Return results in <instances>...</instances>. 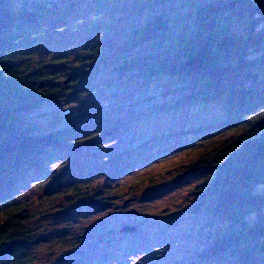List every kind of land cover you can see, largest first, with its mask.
I'll list each match as a JSON object with an SVG mask.
<instances>
[{
	"label": "trees",
	"instance_id": "1",
	"mask_svg": "<svg viewBox=\"0 0 264 264\" xmlns=\"http://www.w3.org/2000/svg\"><path fill=\"white\" fill-rule=\"evenodd\" d=\"M21 1L0 0V264H33L30 253L43 243L33 227L46 216L31 214V189L45 190L49 212L64 223L78 208L106 217L125 188L121 179L167 157L166 174L156 175L164 180L140 178L127 189H190L180 215L167 218L181 217L186 229L177 242H192L184 264H264V0H68L64 8ZM89 1L123 15L104 22L109 32L98 43L78 47L71 68L75 11ZM58 68L68 70L63 81ZM95 77L110 89L137 80L169 94L141 116L119 120L123 129L96 118L65 126L61 114L42 120V108L75 85L83 96ZM152 123L159 127L139 134L125 153L104 147L120 140L116 130L132 139ZM154 146L163 150L152 156ZM137 230L124 226L119 235ZM72 244L56 264H113L134 251L113 248L90 261Z\"/></svg>",
	"mask_w": 264,
	"mask_h": 264
},
{
	"label": "rangeland",
	"instance_id": "2",
	"mask_svg": "<svg viewBox=\"0 0 264 264\" xmlns=\"http://www.w3.org/2000/svg\"><path fill=\"white\" fill-rule=\"evenodd\" d=\"M34 1L46 2L49 6H54V8H64L68 0ZM24 2L22 0L21 4ZM77 8L75 11V15H77L75 21L77 23L73 24L72 34H69L72 35L70 44L74 46L71 48L72 51H70V56H72L70 59L71 68L75 67L77 63L76 57H80L81 52L78 47L82 46L84 49H88L91 45L98 43L109 32V27L105 26L104 22L112 24L115 19L123 15L122 11L106 14V9L102 3L96 6L95 2L91 3L90 1L77 6ZM72 15L74 16V14ZM87 31H90L89 34ZM42 47L44 48L43 53L51 49L44 45ZM51 51L55 54L54 49H51ZM57 71L60 74L57 78L62 81L68 75L67 69L58 68ZM107 78H110V75H106L105 79ZM95 81L102 82L104 79L95 77L94 82L91 83L92 86L88 87L89 92L83 96L79 94V87L76 85L67 89L66 99L53 101L42 108V120L61 114L65 117V122H63L65 126H80L84 122L94 120V118H96L94 122L106 121L111 123V121H115L114 124L116 126L119 120L125 121L129 116L131 118L141 116L146 110L153 108L154 104L164 102L165 97L169 94L167 92L169 89L167 91L161 89L163 88L162 84L159 85L158 83H142L137 80L124 79L123 84L126 82L127 85L128 82L130 85L128 87L125 85L123 90H117L110 89V87L102 84L96 85ZM117 126H121L119 129H123L122 125ZM158 127L157 124L153 125L152 123L150 129L146 127L147 129H143L138 135L133 134L134 137L132 139H130L132 133L124 135L121 130H116L115 128L116 131H120L115 138L120 140L114 141L110 145L107 143L108 145L104 147L112 148L117 146L116 150L120 148V153H125V146L129 142L137 141L139 134L150 132L152 128L157 129ZM45 129H49L48 125L45 126ZM121 138H124V140H121ZM132 150L137 153L141 149L129 147L127 152L130 153ZM162 150L159 146H154V151L149 154L153 156L158 151L162 152ZM129 153L122 155V157L128 156ZM167 160H169V157L163 159L157 165H153L146 174L143 173V170H140L137 174L139 176L121 179L118 185L125 188L121 189L123 193L117 196L115 202L112 203L113 206L108 207L110 210L106 217H103L105 214L101 215L100 212L91 215L85 208H82V210L88 213L82 211L77 213L80 210L78 208L76 212H71L72 215L68 217V220L71 221L64 223L65 217L60 212H49L51 208L50 203L44 198L45 190L40 187L31 189L27 195L31 197L34 203L31 207V214L41 212L42 216H46L40 218V220L37 219V224L33 227L34 237L43 242L30 253L34 260L33 264L58 263V260L63 259V254L69 253L68 249H73L71 247L72 243L76 241H78V251L82 254L85 252L84 254L90 261L102 260L100 257L110 252V249L128 247L133 248L134 251L126 258L120 259V261L113 264H184L186 258L189 257L190 249H192V242L188 240L177 242V239H182L180 234L186 229L180 222L181 217L178 220H168L167 218L172 214L180 215L178 209H181L183 205L192 199L189 192L190 189L184 186L185 183L184 185L169 184L165 189L162 187L158 191L151 193L149 192L150 190H145L144 188L142 192L137 191L135 187H131L130 190L127 189L133 181L140 178L147 180L152 177L154 183L164 180L156 175L160 173L166 174L165 171L169 166V161ZM168 177L171 180V175ZM145 183L148 186L150 184L148 181H145ZM65 205V202L58 204L59 207H65ZM124 226L137 227L138 230L132 234L131 238L127 239L124 238V235L120 236V229ZM112 232L118 235H109ZM173 237L174 239L171 240ZM61 238H65L66 243H61ZM110 240H113L112 243L114 242V245L109 243ZM152 241L156 243L152 247H148L149 249L146 248V243Z\"/></svg>",
	"mask_w": 264,
	"mask_h": 264
},
{
	"label": "water",
	"instance_id": "3",
	"mask_svg": "<svg viewBox=\"0 0 264 264\" xmlns=\"http://www.w3.org/2000/svg\"><path fill=\"white\" fill-rule=\"evenodd\" d=\"M124 230V232H128V233H130V232H134L135 230L132 228V229H128V228H125V229H123Z\"/></svg>",
	"mask_w": 264,
	"mask_h": 264
}]
</instances>
